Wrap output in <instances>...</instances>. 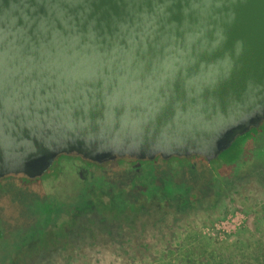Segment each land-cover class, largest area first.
Instances as JSON below:
<instances>
[{"label": "water", "instance_id": "95a60500", "mask_svg": "<svg viewBox=\"0 0 264 264\" xmlns=\"http://www.w3.org/2000/svg\"><path fill=\"white\" fill-rule=\"evenodd\" d=\"M264 120V0H0V177L214 158Z\"/></svg>", "mask_w": 264, "mask_h": 264}, {"label": "rangeland", "instance_id": "374dc122", "mask_svg": "<svg viewBox=\"0 0 264 264\" xmlns=\"http://www.w3.org/2000/svg\"><path fill=\"white\" fill-rule=\"evenodd\" d=\"M250 166L243 177L227 170L224 188L219 182L184 210L174 204L149 209L130 183L121 187L120 202V189L87 191L71 173L54 177L52 192L38 189L22 199L19 228H11L12 240L0 239V264H83L87 258L107 264L113 252L123 256L135 245H178L189 232L192 241L204 236L217 245H256L264 241V162ZM126 202L133 209L121 206ZM46 240L48 245H35Z\"/></svg>", "mask_w": 264, "mask_h": 264}, {"label": "flooded vegetation", "instance_id": "af4514ba", "mask_svg": "<svg viewBox=\"0 0 264 264\" xmlns=\"http://www.w3.org/2000/svg\"><path fill=\"white\" fill-rule=\"evenodd\" d=\"M256 160L264 162V120L239 135L214 158L191 154L167 158L158 155L152 159L119 157L93 161L78 155H59L42 176L29 178L10 174L0 177V239L4 241L8 237L7 241L12 240L11 228H19L21 224L22 199L38 189L52 192L54 177H66L65 174L71 173L87 191L93 188L120 189L115 196L119 200L124 199L121 187L130 183L134 192L145 199L149 209H169L174 204L178 210H184L194 206L198 196L219 182V187L224 188L227 170L234 168L243 177ZM126 205L133 209L130 202L121 206ZM50 233L51 239L53 231ZM48 244L46 240L44 244L35 245Z\"/></svg>", "mask_w": 264, "mask_h": 264}, {"label": "trees", "instance_id": "16d2710c", "mask_svg": "<svg viewBox=\"0 0 264 264\" xmlns=\"http://www.w3.org/2000/svg\"><path fill=\"white\" fill-rule=\"evenodd\" d=\"M190 233L186 235L190 240L178 245H135L123 256L113 252L107 264H264L262 240L255 241L256 245H217L204 236L192 241ZM83 264L93 263L87 258Z\"/></svg>", "mask_w": 264, "mask_h": 264}]
</instances>
